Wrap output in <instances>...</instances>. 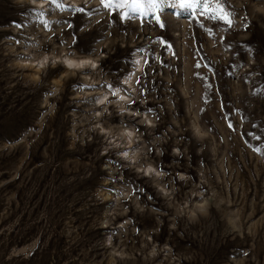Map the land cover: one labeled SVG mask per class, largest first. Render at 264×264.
Masks as SVG:
<instances>
[{
	"label": "rangeland",
	"instance_id": "1",
	"mask_svg": "<svg viewBox=\"0 0 264 264\" xmlns=\"http://www.w3.org/2000/svg\"><path fill=\"white\" fill-rule=\"evenodd\" d=\"M57 2L0 0V264H264V0Z\"/></svg>",
	"mask_w": 264,
	"mask_h": 264
},
{
	"label": "snow or ice",
	"instance_id": "2",
	"mask_svg": "<svg viewBox=\"0 0 264 264\" xmlns=\"http://www.w3.org/2000/svg\"><path fill=\"white\" fill-rule=\"evenodd\" d=\"M48 3H53L56 4L57 7H61L62 5L60 3L57 2V0H47ZM102 6L105 9H123L125 7H128L131 12H141L143 10V3L142 0H100ZM164 0H148V3L151 5V7L155 8L159 3H163ZM215 4H216V15H213L212 18L213 19H220L222 21H224L225 23L231 25L232 23V19H231V13L228 11H225L222 0H215ZM195 5H203L204 6V10L208 11V7H207V2L206 0H181V4L180 7L182 8H192ZM75 11L77 12H83L84 9L83 8H77L75 9ZM37 15H43L42 12L37 13ZM129 13L128 12H122L120 15V18L123 19H127L128 18ZM156 22L160 25V27H164L163 22L161 21V18L159 16L155 17ZM163 43V41H162ZM83 63H90V62H82ZM197 67H199V65H197ZM137 83H139V80L137 81ZM109 88H112V85L108 86ZM210 87V85H209ZM117 92L114 90L113 91V95H116ZM121 99H123V97H121ZM229 127L231 128L232 125L229 124ZM125 155H127L125 153Z\"/></svg>",
	"mask_w": 264,
	"mask_h": 264
},
{
	"label": "bare ground",
	"instance_id": "3",
	"mask_svg": "<svg viewBox=\"0 0 264 264\" xmlns=\"http://www.w3.org/2000/svg\"><path fill=\"white\" fill-rule=\"evenodd\" d=\"M82 62H85V60L76 62V61H74V60H72V59H70L68 57L64 58V63L66 65H68L69 67H73V66L83 67V66H85L86 63H83L82 64ZM142 64L143 63H142L141 60H139V61L136 62L137 70L141 69ZM133 79H134V73H131V74L129 73V75H126V76H124V78H122L123 83L124 84L126 83L127 85H130V86H132ZM114 90L117 92V96L123 97V99H126V95L123 94V92L119 89V87L114 88ZM112 94H113V92H112ZM109 96H110V93L109 92H106L105 94L102 95V97L100 99H98V102L99 103L107 102ZM121 101H122V99H121Z\"/></svg>",
	"mask_w": 264,
	"mask_h": 264
}]
</instances>
